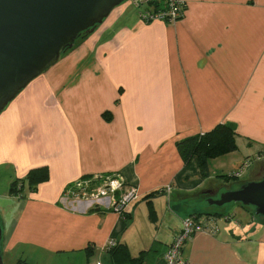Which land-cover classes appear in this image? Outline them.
Segmentation results:
<instances>
[{
  "label": "crops",
  "instance_id": "1",
  "mask_svg": "<svg viewBox=\"0 0 264 264\" xmlns=\"http://www.w3.org/2000/svg\"><path fill=\"white\" fill-rule=\"evenodd\" d=\"M183 1L171 23L122 2L0 113V142L23 127L37 148L20 172H48L23 197L0 192V246L16 262L120 264L114 241L140 264H167L182 219L197 214L207 225L185 243L190 264H264V219L206 200L264 175V0ZM221 122L235 124L236 147L203 177L176 142ZM247 157V179L214 181ZM114 174L137 192L124 216L65 196L78 179Z\"/></svg>",
  "mask_w": 264,
  "mask_h": 264
},
{
  "label": "water",
  "instance_id": "2",
  "mask_svg": "<svg viewBox=\"0 0 264 264\" xmlns=\"http://www.w3.org/2000/svg\"><path fill=\"white\" fill-rule=\"evenodd\" d=\"M125 0H0V113L76 39ZM211 205L237 203L264 218V175L226 190ZM2 227L0 223V243ZM0 264H3L0 247Z\"/></svg>",
  "mask_w": 264,
  "mask_h": 264
},
{
  "label": "built area",
  "instance_id": "3",
  "mask_svg": "<svg viewBox=\"0 0 264 264\" xmlns=\"http://www.w3.org/2000/svg\"><path fill=\"white\" fill-rule=\"evenodd\" d=\"M124 2L132 7L137 16L145 22L163 20L171 23L180 19L185 11L183 0H125ZM251 163V158H245L227 176L233 179L241 178ZM64 193L68 199L88 202L89 208L112 209L122 216H124L128 203L137 198L136 189L134 187L124 189L123 179L116 174L110 176L93 175L90 178L78 179L68 185ZM206 225V220L200 215L184 217L181 229L173 236L164 252L166 263L190 264L182 254L185 243L194 232L204 229ZM114 245V241H109L107 248L109 249Z\"/></svg>",
  "mask_w": 264,
  "mask_h": 264
},
{
  "label": "trees",
  "instance_id": "4",
  "mask_svg": "<svg viewBox=\"0 0 264 264\" xmlns=\"http://www.w3.org/2000/svg\"><path fill=\"white\" fill-rule=\"evenodd\" d=\"M86 35L82 33L76 39V41L79 39L78 42H80ZM235 135L236 126L234 123L221 122L215 125L209 131L188 136L177 141L176 148L183 162H187L190 158L195 157L201 176L206 177L208 175V161L210 159L235 149ZM221 176L228 179L227 175ZM47 178L48 172L45 167L31 168L26 173L25 179H16V181L10 184L9 191L23 197L26 194V192L23 191L25 182H28V190L31 192L36 189L38 183L45 181ZM247 208L250 209L251 214L254 218L259 220L264 219L255 215L252 208ZM195 215L197 216V214ZM108 251L115 262H118L120 264L127 262H130L132 264H140V256L132 257L124 244L116 245L115 242V245L110 247ZM16 264H26V262L25 260H18Z\"/></svg>",
  "mask_w": 264,
  "mask_h": 264
},
{
  "label": "rangeland",
  "instance_id": "5",
  "mask_svg": "<svg viewBox=\"0 0 264 264\" xmlns=\"http://www.w3.org/2000/svg\"><path fill=\"white\" fill-rule=\"evenodd\" d=\"M78 41L79 39L75 42L74 46L72 47L73 49L79 43ZM69 50H71V48ZM66 52H64L62 56ZM14 129H19V127ZM23 130L24 128L22 127L20 129V132H17L16 134H14L13 132L10 137H6L4 140L0 142V157L2 158V160L4 159V161L0 163V192H7L9 190L10 184L16 181V179H25L26 174L20 172L24 168V164H25V162H23L21 159H23L26 156L31 157L37 150L35 145L31 143L27 138H25ZM215 172H219V171H215ZM247 178L248 177L245 176L241 178L226 180L222 176L218 175L217 177H214L215 179L214 181L223 184L226 183V181L227 182L229 181V183L233 181L239 182L242 179L245 180ZM23 189H25L26 193L30 192L28 190V182L24 183ZM225 205L233 206L234 203H227ZM1 254H2L3 264H16V258L17 256H19V255H13L11 252L9 253L4 251ZM27 262L29 264L32 263L36 264L37 260L35 261L27 260Z\"/></svg>",
  "mask_w": 264,
  "mask_h": 264
}]
</instances>
